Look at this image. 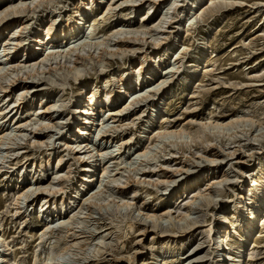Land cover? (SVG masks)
<instances>
[{"label": "rangeland", "instance_id": "1", "mask_svg": "<svg viewBox=\"0 0 264 264\" xmlns=\"http://www.w3.org/2000/svg\"><path fill=\"white\" fill-rule=\"evenodd\" d=\"M19 1H7L5 4ZM155 1L158 4L150 16L152 17L149 20L150 26L158 25L163 18H168L164 27L157 32L154 31L151 34L153 38L147 35L146 43L129 42L131 46L125 54L107 56L109 59L105 58L104 67H100L98 57L101 51L106 49L117 52V48L113 45L116 41L125 39V36H120L121 39L110 37L117 31L142 30V20L150 7L149 3ZM190 3L191 0H142L139 3H133L132 0H96L95 3L92 0H44L43 4H39L40 7L37 5H35L37 8L30 7L35 13L29 12L28 16L26 14L18 16L22 18L24 26L28 27L23 31V37L31 41L40 30L42 21L44 26L51 21H57L58 29L66 26L67 23H74L80 16L79 11L87 10L86 30L78 38V44L66 46L62 42L59 44L62 48L57 50L64 51L74 47L82 49L86 42L92 43L94 48L87 50L95 59L90 61V55L81 52L84 62L81 61L78 68L80 70L83 68L82 71L86 75L80 82L70 78L69 85L64 88L48 87L44 77L53 78L57 83L61 82V79L60 75L57 74L59 78L54 76L55 73L50 75L49 69H45L41 70L44 72L40 77L43 81L30 78L29 82L28 80L18 82V84L23 83V87L11 86L8 91L0 92V109L4 110L5 114L3 116L5 118L0 121L2 126L0 136L3 131L6 134L18 135L16 131L19 124L29 125L22 129L21 135L25 137L21 140H15L11 145H3L0 141V235L6 239L11 248L5 264H8L7 262L33 264L35 253L39 255L40 263L46 264L50 250L64 248L66 242L61 232V221L55 217L48 219L46 215L39 216L37 213L42 205L39 200L30 199L27 203L22 201L24 203H21L22 209L17 212L15 198L22 177H34V180L30 181L29 188H35V181L49 184L53 180L55 170L48 167L46 173L41 171L35 173L34 165L41 160L46 164L50 154L59 155L64 158L63 164L66 168L64 171H71V180L66 184L70 190L71 185L79 183L83 173L82 164L77 157L85 156L86 151L97 155L98 147L104 149L106 156L96 159H103L104 167H108L111 173L103 177V173L100 177L96 176L90 189L93 193L100 192L102 195L100 198L105 200L97 203L98 209L92 208L93 215H90L91 212L87 215L77 214L79 210L74 212L78 219L81 218L77 222L83 223L76 231L85 234L69 235L70 237L67 238L69 246L77 242L81 246L59 254L63 263L73 264L74 260L87 256L89 262L92 261L91 264H113L111 257L102 250L106 245L115 244L116 236L120 235L123 236L120 246L124 248L119 257L132 256L140 245L147 248L145 256L139 258L138 264H217L218 257L224 253L223 249L228 258L242 259V264H264V223L261 219L258 220L257 229L243 245L240 236H245V231L234 218L235 200L240 196L242 185L243 183L245 185L247 178L249 180L252 173H257L260 181L258 188H261V181L263 182L259 175V171L262 170L259 162L264 154V0H215L213 4L209 2L205 5L196 15L194 12L197 8L192 9L189 15H187L189 11L181 14ZM110 5L113 11L106 14ZM102 15L106 17V21L101 20ZM114 15L123 17L118 20ZM6 28L7 26L2 30L5 31ZM22 28L23 26L18 30ZM10 32L11 29L0 36V43L8 41ZM132 36L127 35V38ZM108 38L113 42L109 44ZM155 38L159 41L156 42ZM102 42L105 44L97 49L96 45ZM107 43L110 49H107ZM157 45L160 47L156 48ZM168 45L172 46L171 51L166 54L161 52ZM54 50L51 48L48 52ZM1 56L2 48H0ZM16 59L25 60L21 56ZM142 65L143 75L139 77L138 70ZM61 67L63 66L52 64L54 70H59ZM58 72L63 73L61 70ZM122 75L129 84L134 82L129 94L126 91L128 88L120 85ZM107 80L110 84L105 87ZM163 81L166 83L164 82L162 86ZM35 86H40V91L43 88L54 90V93L49 92V96L45 98L50 105L55 106L47 117L36 111L35 106L32 109L29 107L30 100L37 101L43 98L40 96V91L29 94ZM83 87L84 92L80 94ZM160 87H164L163 89L168 90V93L165 95L161 91L156 99L151 98L150 96ZM90 88L95 89L104 99L105 90L108 89L114 91V97H118V93L124 91L127 96L119 98L114 105H107L105 101L107 108L110 106L112 111H105L102 105V111L96 115L99 124L104 119V126L95 125L91 136L82 139L83 144H88L86 149L73 147L76 142L74 139L71 150L66 143L71 145L72 136L79 130L76 128L77 123L72 125L74 115L79 107L78 103L88 97ZM22 93L25 94L24 98L15 103ZM137 99L140 103L135 104L134 100L137 102ZM18 104L20 107H17ZM153 105L156 106L154 112L156 117L152 120V129L147 131L148 119L151 111L154 110ZM120 110L122 112L119 114H122L111 116V112L113 114ZM12 117L14 119L11 121ZM86 117L87 115H84L83 119ZM49 118L53 119L52 126L36 135L34 124L38 121H47ZM239 118L251 119L254 123H245L243 127L226 130L221 135L214 130L207 131L205 141L209 145L204 144L203 140L198 142L184 139L182 143L180 140L176 141L174 147L166 144L167 147L162 148L161 140L157 137L158 133L167 131H185L193 136L203 125L209 123L225 125ZM16 122L17 125H14ZM103 135L105 140L102 139ZM130 140L131 142H128ZM147 149L151 154L153 153L152 157L156 155L154 159L145 160L139 156ZM212 160L217 161L211 164ZM135 168L139 169L137 177L133 173ZM130 170L135 183L125 190L123 196L125 203L139 205L146 202L147 211L155 210L158 214L163 213V219L159 223L160 229L165 228L175 233L178 232L177 229L181 224L186 225V223L178 225L174 218H177L180 209L185 207L189 197H195L200 192L207 194L208 189L211 188V186H202L198 192L191 194L192 197L186 196L184 200L179 201L175 196L180 190L178 185L181 179L189 176L197 181L199 176L212 177L225 173L228 182L223 187L211 189L210 195L213 198L210 196L212 199L210 207L205 206L206 201L198 200L197 203H201L203 207H198L190 217V221L201 222L198 224L199 227L196 226L192 230L194 232L172 239L159 237L152 242L153 233L145 238L140 236L141 227L137 222L141 217L139 219L135 217L136 205L131 208L123 206L119 198L120 186L106 185L113 176L119 178L121 173ZM178 171L180 172L177 173ZM164 173L168 181L177 180L176 185L158 183L159 180L165 179ZM125 175L128 176L129 173ZM147 182L157 186L147 185ZM21 185L22 188L23 183ZM249 190H251V193H248L249 205L246 203L244 205L246 214L251 213L253 205L259 204L257 201L259 192L254 187H250ZM261 212L263 215L264 206ZM222 219L228 221L226 226L231 230L229 236L223 239L222 248H218L214 245L213 236L221 223H225ZM47 224L54 228V233H51L47 240L42 241L40 236L47 228ZM131 225L133 229L130 228ZM210 229H213L211 234H209ZM89 231L94 234L91 235ZM220 237L217 236L216 240H220ZM140 240L142 244H138ZM99 247L103 249L97 252ZM154 250L156 253L153 254ZM241 250L244 252L243 255H240ZM0 251V255H6L4 248H0Z\"/></svg>", "mask_w": 264, "mask_h": 264}, {"label": "bare ground", "instance_id": "2", "mask_svg": "<svg viewBox=\"0 0 264 264\" xmlns=\"http://www.w3.org/2000/svg\"><path fill=\"white\" fill-rule=\"evenodd\" d=\"M7 1H12V0H0V36L2 34L5 35V31L11 29L10 35H9V37H7L8 41H6L5 43H2V42L0 43V48H2V56L0 57V92L1 91H8L10 88H12L11 86L23 87L22 86L23 83L18 84V82L19 81L26 82V80H28V79L30 80V78H35L36 80L39 79V81H43V78H40V77L42 75H44V72H42V71H44L45 69H49V74L55 73L54 76H57V74L60 75V79H61V82L59 81L60 83L59 82L57 83L55 80H53V78L49 79V77H48V79H47V77H44V80H45L44 82L47 83L48 87L49 86H59V87L64 88L65 86L69 85L68 80L70 78H73V80H75V82H80L83 79V77L86 75V74H84L85 72L82 71V69H83L82 67H81L82 68L81 70H80V68H78V64L81 61L84 62V59H83L84 57H81L82 55L80 53L82 52L85 54H89L90 55L89 56L90 61L94 60L95 59L94 56L92 57L90 54V51H89L90 49L94 48V46H93L94 44L91 45L92 43L89 44L86 42V45L84 44L82 49H75V47L72 49H70L68 47L69 49L66 48L67 50H64V51L57 50V49L62 48V45L61 46L59 45L62 42H63L62 44H65L66 46H71L72 44H78V42H79L78 38L80 37L81 33H84V30H86L85 26L88 22V21H86V20H88V11L87 10L79 11L80 16L75 19L74 23H72V24L67 23L66 26H64V27L62 26V28L59 27L60 30H59V28L57 29V27H56L57 21H51L50 23H48L45 26H44V23L42 21V25L39 26L40 30L37 32V35H35L33 37V40L30 41V39L23 37V34H24L23 31H26V29L28 27L24 26L22 18L21 17L18 18V16L25 15V14L27 15L29 12L35 13V10H33V11L30 10V7L35 6V5H37V7H38L40 3L41 4L44 3V0H42V1L41 0H20L19 2L8 3L9 5L5 4ZM132 1H133V3H139L142 0H132ZM191 1H192V3H190L191 5L188 4L186 6L185 10L183 12H181V14H184L186 11H189L187 14V15H189V13L191 12L192 9L197 8V10H195L196 12H194L196 15L200 11H202V8L205 5H207L209 2L213 4L215 0H191ZM92 2L95 3L96 0H92ZM49 3H51V2L49 1ZM157 4H158L157 1L149 3L150 7H149L148 11L145 13V18L142 20V22H143V29L142 30L141 29L140 30L139 29H134V30L132 29L133 31H130V32L129 31L128 32L117 31L115 34H113L110 37L112 39H118L120 36H122V37L125 36V39L116 41L115 44L113 45L114 48H117V52H110V51H107L106 49L103 50V52L101 51V53L98 57L99 58L98 63L101 64L100 67H104L103 64H104V62L106 60L105 58L107 56H112V57L114 56L115 57L119 53L125 54L126 51L130 49L131 45H129V42L140 41V42L146 43L147 42V38H146L147 35H151L154 31L157 32L158 29H162L164 27L163 25L167 23L168 18H165V19L163 18V20L158 25L150 26L149 20H150V18H152L150 16L153 13V10ZM173 5L174 4H172V6ZM112 11H113L112 5H110L108 10L106 11V14H107V12L110 13ZM114 17H116V19L119 20V18H122L123 16L114 15ZM101 20L106 21V17L104 15H102ZM190 20H191V18H190ZM6 26H7V28L5 29V31L2 30ZM21 26H23V28L18 30L19 27H21ZM41 27H43V28H41ZM90 27L91 26H89V28ZM127 35H129V36L133 35V36L130 38H127ZM153 37L154 36L151 35V38H153ZM110 38H108V39H110ZM108 39H105V40H108ZM119 39H121V38H119ZM154 40L156 42L159 41L158 38H155ZM111 41L112 40L110 39L109 44ZM104 44H105L104 42L97 44L96 45L97 49L99 47L103 46ZM108 45L106 47H107V49H110V45L109 46ZM171 45L164 47L161 52H163L164 54L169 53L171 51V47H172ZM27 46H28V50H26ZM49 47H51L52 49H55L56 51L54 50L52 52H48L51 49ZM155 47L159 48L160 45H157ZM87 49H89V50H87ZM30 50H32V51H30ZM39 54H41V55L38 56ZM18 56H21V58H24L25 60L19 61L18 59H16V57H18ZM86 59H88V58H86ZM85 61H87V60H85ZM83 62H82V64H83ZM53 63L57 66H61V65L63 66V67H61V69H59V70H61V72H63L62 74L61 73L59 74V72H58L59 70H54L55 68L54 69L52 68ZM3 64H5V65H3ZM143 69H144V67L142 65L140 67V69L138 70V76L139 77H141L143 75ZM40 71H41V73H40ZM50 77H52V76H50ZM57 77L59 78V76H57ZM29 80H28V82H29ZM33 81H34V79H33ZM30 82H32V81H30ZM37 82H36V84H38ZM164 82L166 83V81H163V83L161 84L162 86H163V84H165ZM120 83H121L120 85H122L123 87L128 88L126 91L129 94V92H131V87L134 84V82L132 81L129 84L128 82H126L124 80V77L122 75ZM109 84H110V82L107 80L105 82V87L106 86L108 87ZM25 87L26 86H24V88ZM39 87L40 86H35L33 90H31V91L28 90L29 94L32 92H34V93L39 92L40 91ZM163 88L164 87H160L150 97L156 99L161 91H163V94L166 95V93H168V90L166 91ZM25 89H27V88H25ZM36 89H37V91H36ZM83 90H84V87L81 89L80 94H82L84 92ZM40 92H41L40 96H43V98L41 100H37V101L34 99L30 100L29 101V107L32 109V107L35 106L36 111H38L40 114H43L47 117L48 114L51 112V110L53 108H55V106L53 104L50 105V102H48V100L46 101L45 98L49 92L54 93V90H53V88H48V89L43 88ZM113 92L114 91H111V89L105 90V94H104L105 99H104V98L100 97V94L97 91H95V89H93V90L91 89L90 91H88V97H86L85 100L80 101L78 103L79 107L77 108L76 113L74 115L75 119L72 122V125L74 123H77L76 128H79V130L77 131V133H75L72 136L71 145L66 143V146H68V148L71 149V147L74 143V141H73L74 139L76 140V142H75V146L73 145V147L80 148V149H86L88 147V144H83L82 139H84L88 135L91 136L93 128L95 125L104 126V119L102 120V122L100 124H99V120H96V115L98 113H100V111H102L101 106L104 105L105 111L110 112V111H112V109L109 108L110 106L107 108V105L108 104H110V105L116 104L118 102L119 98L122 99L124 97V95L127 94L125 91L119 92L118 97H114ZM27 94H28V92H27ZM24 95L25 94L22 93L20 96H18V100L15 103H18L19 100H22L24 98ZM127 98H129V97H127ZM105 101L107 102V105H106ZM134 103L135 104L140 103V101L137 99V102L134 100ZM17 107H20V105ZM152 107H154V110L152 109L153 111H151V115L149 116V119H148L149 125H148V127H146L147 131H150V129H152L151 128L152 127L151 126L152 120L156 117V114L154 113L156 110V106L153 105ZM14 108H16V107H14ZM16 112H17V110H16ZM119 112H122V110L117 111L113 114L111 112V116L112 117L118 116L117 114H119ZM120 114H122V113H120ZM4 115H5L4 110L0 109V121H2L5 118V117H3ZM84 115H87V117L85 119H83ZM14 117H12L11 121L14 119ZM52 120H53L52 118H49L47 121H38L37 123H35L34 124V127L36 128L35 134L37 135L42 130H47L48 128H50L52 126L51 125ZM245 123L253 124L254 122L251 119L246 120V119L239 118V119H235V120H233V121H231L225 125L219 124V123L218 124L209 123L207 125H203L202 128L199 129L197 131V133H195L193 136L187 134V132H185V131H179V132H176V131L168 132L167 131V132H163V133H158L157 137L161 140L160 143H161L162 148L167 147V145L174 147L176 145V141L180 140L182 143V140L184 141V139H190L192 141H198V142L203 140L204 144H207L206 143L207 141H205V135H206L207 131L214 130L217 132L218 135H221L226 130L239 129V128L243 127ZM27 124H25V125L19 124L17 126L18 130L16 132L18 133V135H16V134L13 135L12 133L6 134L3 131V134L0 136V141L2 142V144L3 145H6V144L11 145V144H13V142L15 140H21V138H24L25 136H22L21 133L23 132L22 129H24V127L29 126ZM14 125H17V122ZM0 129H2V126H0ZM108 134H109V132H108ZM104 135L102 137L103 140L106 139L104 137ZM128 142H131V140ZM128 142H126V144H128ZM207 145H209V144H207ZM121 148H120V150H121ZM85 153H86L85 156H83V157L81 156L80 158L77 157L78 161L82 164L83 173L81 174V178L79 180V183L77 185L76 184L71 185L72 188L70 190L68 189V186L66 184L68 181L71 180L70 179L71 171L70 170L64 171V170H66V168H64V164H63L64 158L59 156V155L54 156L53 154H50L47 157V159H46L47 163L46 164H44V160H41L40 163L35 164L34 168H33L35 173H39L40 171L46 173V172H48L47 171L48 167L49 168L52 167V169L55 170V173L53 174L52 182H50L49 184H45V183H37V181H35V183H34L35 188L33 189V187L29 188L28 186H31L30 181L34 180V177H31V178H29V177L23 178L22 177L20 185L19 186L17 185L18 186L17 187V197L15 198V206H17V208H16L17 212H19L22 209L21 203L22 204H24L23 202L27 203L28 200H30V199H33V201L39 200V202L42 204L40 211L39 212L37 211L39 216L43 214V215H46V217L48 219L50 217H52V218L55 217V218H58V221H61V224H60L62 226L61 232H62V234H64L63 238H65L64 240L66 241L65 247L64 248L58 247V249L51 247L52 249L50 250V252L48 254V259H47L46 264H66V263H63L61 261L62 259L59 258V254L60 255L64 254L66 252H69V251L74 250L75 248L81 246V244L79 242L74 243L73 246H69V242H68L67 238L70 237L69 235L71 233L74 236L85 234L84 232L79 233L78 231H76V229L79 228L78 226L80 224L82 225L83 223L77 222V220H79V219L81 220V218L78 219V216L74 212L76 210H79L77 214L87 215L89 212L92 211V208L98 209V204H99L98 202L101 203L103 200H105V199L102 200L100 198L102 196L100 194V192L93 193L92 189H90V186H91V184H93L95 182L96 176L100 177L101 173H103L102 174V177H103L104 175H108L111 173L109 171L108 167H104L103 159H96L98 157L103 158L104 156H106V153L104 152V149H102L100 147L97 148V152H96L97 155L92 154L90 152L88 153L87 151ZM152 154L147 149L146 151L139 154V156L145 160L146 159L149 160V158L154 159L156 157V155H153V157H152ZM216 161L212 160V161H210V163L214 164V163H216ZM99 162H101V164H98ZM259 164L262 166V170L259 171V175L263 179V182L261 181V184H262L261 188H258L259 183H260L258 174L252 173L250 175L251 178L249 180L247 178V181H245V185L243 183L242 189H241L242 191L239 194L240 196H237L236 200H235L236 213H234V218L236 219V222L240 223L241 226H243L244 231H245V236H240V240H241L243 245L248 241L250 235H252L255 232V230L257 229V225L259 222L258 220L261 219V222L264 223V214L263 215L261 214L262 213L261 209L264 206V154H263L262 158L260 159ZM98 168H100L101 170L99 171ZM142 170H145V169H142ZM142 170H140V172ZM133 171H134L133 172L134 176L137 177L139 169L135 168V170H133ZM179 172L180 171H178L177 173H179ZM125 173H129V175L126 176L127 174L125 175ZM131 173H132L131 170L130 171H124L123 173H121L119 178H113L114 177L113 176L112 179H110L109 182L106 184L107 186H120L119 192L121 194H120L119 198H120V201L124 204L123 206H125L127 208H131V207H134L136 205V204H131V203H125V200L123 198V196L125 194V190L132 183H135L133 181L134 176H132ZM164 175H165V179L159 180L158 183H163V184H170L171 183V184L176 185V183L178 182L177 180L168 181L166 179L168 177H166L165 173H164ZM209 176L210 175H207L206 177H204V176L200 177L199 176L197 181L196 180L194 181V179L192 177L187 176L184 179H181V181H179L180 184L178 186H180L179 187L180 190L178 191L177 195L175 196V199H177L179 201L184 200V198L186 196H191V194H193L194 192H198V189L202 186H211V188L208 189L209 193H207V194H202L200 192L195 197H192V196H191L192 198L189 197V200L185 204V207H184V205L182 206L184 208L180 209V213L178 214L177 218H174V220H176L175 222H177L178 225L181 223H186V225L181 224L177 229V231H178L177 233L171 231L170 229H169L170 231H168V229L165 230V228L160 229L161 226L159 225V223H160V220L163 219V215H162L163 213L158 214V212L155 210L154 211H147L145 208L146 202H143L139 205H136V207H137V209H136L137 214L136 215L137 216H135V217L137 219H139V217H141L140 220H138L139 222H137L139 224V226L141 227V230H140L141 235L140 236H143L145 238L150 233L151 234L153 233L154 237L152 239V242H155L156 239L159 237H161L163 239H164V237L167 239H169V238L172 239V237L175 238L178 236H183L184 234L189 233V232H191V233L194 232L192 230L195 229L199 223H201V222H198L197 220L196 221H192V220L190 221V219H191L190 217L192 215V212H194L195 210H198L197 209L198 207L199 208L203 207L201 205V203L200 204L197 203V202H199L198 200H200L201 202L206 201L205 206L210 207V205L212 204V202H211L212 199L210 198L211 189L212 188L217 189L218 187H223L228 182L227 175L225 173H223V175H219V176H216V175H213L212 177H209ZM27 182H29V183H27ZM247 182H248V185H247ZM22 183H23V187L21 188ZM146 184L151 185V186L152 185L157 186V184L154 185L151 182H147ZM250 187H254L259 192L258 193L259 196H258V200H257L259 204L257 206L253 205L251 208V213L246 214V212L244 211V205H245V203L247 205H249L250 200L248 198V193H251V190H249ZM135 193H137V192H135ZM134 201H135V199H134ZM194 206L196 208H194ZM117 207H119V206H117ZM45 208H46V210H45ZM155 209H156V207H155ZM46 212H47V214H46ZM91 213L92 214H90V215H93V212H91ZM90 217H92V216H90ZM223 221H225V223L224 222L221 223L217 232H215V234L213 236V241L215 239L214 245L218 246V248H222L223 239L226 238L227 236H229L230 230H231L230 227L226 226L228 224V221L227 220H223ZM130 228L133 229L134 228L133 225H131ZM212 232H213V229H210L209 234H211ZM0 233H1V228H0ZM51 233H54V228L50 224H47V228H45L44 231H42V233H41V236H40L41 240L42 241L47 240V238L49 237V235ZM90 234L93 235L94 233L90 232ZM167 234L169 236H165ZM217 236H221L220 240H216ZM122 238H123V236H120V235L116 236L115 244L106 245V247L104 249L99 247V250H97V252H99L100 250L103 249L102 251H105V254H108L111 257V259H112L111 263H113V264H138L139 258L142 256H145L144 254L146 253L145 251L147 250V248L145 249V247H142V245H140V247L136 249V251L134 252V254L132 256H128L127 258L122 257V256L119 257L120 253H122V250L124 248V247L121 248V246H120V240ZM141 240L138 242V244H142ZM0 248H4V250L6 251V255H0V264H5V262L7 261L6 257H8L10 255L11 248H9V245L6 242V239L1 235H0ZM242 248H244V247H242ZM152 252H153V254L156 253L155 250ZM223 252L224 253L222 255H220V257L217 256L219 259V260H217V264H242V259L233 258V257L228 258L226 251L224 249H223ZM0 253H1V251H0ZM243 254H244L243 251L240 252V255H243ZM38 256L39 255L37 253H35L34 259H33V264H41ZM88 258L86 256L83 259L74 260L73 264H91L92 261L89 262ZM7 263L9 264L10 262H7Z\"/></svg>", "mask_w": 264, "mask_h": 264}]
</instances>
